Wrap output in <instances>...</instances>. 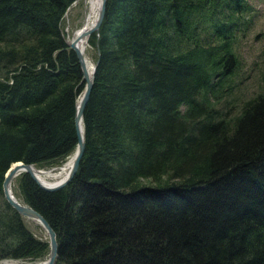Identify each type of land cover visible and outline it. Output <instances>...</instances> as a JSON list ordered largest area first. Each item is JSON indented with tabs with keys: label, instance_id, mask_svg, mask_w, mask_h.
Wrapping results in <instances>:
<instances>
[{
	"label": "trees",
	"instance_id": "obj_1",
	"mask_svg": "<svg viewBox=\"0 0 264 264\" xmlns=\"http://www.w3.org/2000/svg\"><path fill=\"white\" fill-rule=\"evenodd\" d=\"M75 1L0 0V261L50 253L3 181L16 161L76 149ZM253 7L107 1L86 48L98 65L78 171L56 190L26 171L13 184L56 230L54 264H264V85L244 95L239 51Z\"/></svg>",
	"mask_w": 264,
	"mask_h": 264
},
{
	"label": "water",
	"instance_id": "obj_2",
	"mask_svg": "<svg viewBox=\"0 0 264 264\" xmlns=\"http://www.w3.org/2000/svg\"><path fill=\"white\" fill-rule=\"evenodd\" d=\"M107 1L108 0H101L100 6L97 13V18L93 26L87 28L86 23L79 29V35L75 36V32L72 37H70L68 34H66V40L70 47H72L81 64L82 71L84 74V80H85V87L82 91L80 97L77 101V110L75 115V123H76V132H77V145L76 149L72 154V164L71 168L68 172V174L59 180L54 181H44L41 179L40 175L41 170L40 166H38L35 163H26L24 161H16L14 162L9 169L7 170L5 174V178L3 181V192L6 200L9 202L11 206H13L19 213L24 215L27 218L33 219L40 223L42 227L45 229V231L48 234L49 242H50V253L47 259L40 261V262H22L21 264H54L57 256H58V239H57V233L56 230L53 228V226L50 224V222L47 220V218L36 208L31 206L30 204L26 203L25 201L19 199V197L16 196L14 189H13V182L15 178L22 173L23 171L28 172L38 183L41 187L47 190H56L59 189L66 184H68L76 172L78 171V168L80 166V162L82 160V157L84 155L85 149H86V134H85V128H84V115L86 106L88 104V101L91 97L94 83H95V73L98 65V60L91 62L89 61V57L86 53V47L87 43L83 44L80 41L83 38H86L87 41L94 31H98L101 27V24L104 20L106 9H107ZM76 2V1H75ZM91 64V68H90ZM59 166L50 167L49 169H54ZM38 169V170H37ZM5 260H14L15 259H5ZM4 260V261H5ZM20 261V260H16ZM21 262V261H20Z\"/></svg>",
	"mask_w": 264,
	"mask_h": 264
},
{
	"label": "rangeland",
	"instance_id": "obj_3",
	"mask_svg": "<svg viewBox=\"0 0 264 264\" xmlns=\"http://www.w3.org/2000/svg\"><path fill=\"white\" fill-rule=\"evenodd\" d=\"M250 1L254 7L248 16L249 29L248 31H246V34L243 35L239 46V51L243 59V66L241 68V71L242 75L246 76L244 78V82L241 84L245 96H250L256 93L257 91H259L260 87H263L264 85V0ZM88 13L89 0H77L76 2H74L66 13L64 23L66 34L72 37L74 32L77 29H80L87 22ZM86 48H92L89 42L87 43ZM89 61L94 62L93 55L90 56ZM71 156L72 154L62 162L50 165L47 164L41 168L49 169L50 167L62 166L70 159ZM50 180L54 181L53 178H51ZM29 226L38 236L45 237L48 235L40 223L30 218ZM3 262L4 260L0 261V264H2Z\"/></svg>",
	"mask_w": 264,
	"mask_h": 264
},
{
	"label": "bare ground",
	"instance_id": "obj_4",
	"mask_svg": "<svg viewBox=\"0 0 264 264\" xmlns=\"http://www.w3.org/2000/svg\"><path fill=\"white\" fill-rule=\"evenodd\" d=\"M100 2H101V0H89V13L87 15V23H86L87 28L93 26L95 21H96ZM77 35H79V29H77L75 31V36H77ZM80 42L83 44H86L87 39L83 38ZM90 68H91V64H90ZM71 158H72V156L62 166H59V167L54 168V169L40 168L41 174H39V175H40L41 179L47 182V181H51L50 180L51 178H53V180H59V179L64 178L68 174V172L71 168V164H72ZM21 263L22 262L16 261V260L15 261L14 260H5L2 264H21Z\"/></svg>",
	"mask_w": 264,
	"mask_h": 264
}]
</instances>
